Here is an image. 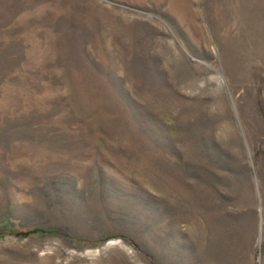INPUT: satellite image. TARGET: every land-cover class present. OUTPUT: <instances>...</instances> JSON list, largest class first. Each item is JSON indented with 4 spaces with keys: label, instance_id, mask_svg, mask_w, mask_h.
<instances>
[{
    "label": "rangeland",
    "instance_id": "374dc122",
    "mask_svg": "<svg viewBox=\"0 0 264 264\" xmlns=\"http://www.w3.org/2000/svg\"><path fill=\"white\" fill-rule=\"evenodd\" d=\"M0 264H264V0H0Z\"/></svg>",
    "mask_w": 264,
    "mask_h": 264
},
{
    "label": "trees",
    "instance_id": "16d2710c",
    "mask_svg": "<svg viewBox=\"0 0 264 264\" xmlns=\"http://www.w3.org/2000/svg\"><path fill=\"white\" fill-rule=\"evenodd\" d=\"M48 233L46 231H41V230H32V231H28V232H25V233H22V235H30V234H35V233Z\"/></svg>",
    "mask_w": 264,
    "mask_h": 264
}]
</instances>
